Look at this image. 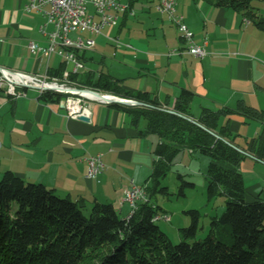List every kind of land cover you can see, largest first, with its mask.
<instances>
[{"label": "crops", "instance_id": "1", "mask_svg": "<svg viewBox=\"0 0 264 264\" xmlns=\"http://www.w3.org/2000/svg\"><path fill=\"white\" fill-rule=\"evenodd\" d=\"M27 2L0 0V67L14 73L44 74L60 68L64 60L57 54L47 58L30 50L32 41L47 46V36L40 31L46 17L41 12L27 13ZM121 2L130 10L119 14L117 25L101 34H83L95 40L94 49L86 51L83 59L88 70L89 64L106 65L108 46L116 43L114 58L120 56L117 62L131 71L130 76L114 77L127 90L150 92L172 106L181 91L188 89L195 93L192 112L196 117L202 108H235L240 101L264 111V31L246 23L241 13L218 8L211 0H177L194 42L208 52L199 59L189 53L169 16L158 10L157 0ZM133 19L145 35L134 36ZM23 92L19 97L0 93V177L12 171L73 200L112 203L122 218L129 217L132 209L125 191L132 180L140 187L149 183L158 143L155 135L141 136L132 116L113 103H86L91 115L88 123L69 117L63 101L44 102L38 89ZM250 123L239 115L230 118L231 130L245 139L262 131L260 122ZM146 125L141 120L140 129ZM240 144L245 145V140ZM98 153L103 154L106 169L97 179H88L87 159ZM248 158L252 170H243L245 161L242 165L246 189L264 198V164Z\"/></svg>", "mask_w": 264, "mask_h": 264}, {"label": "trees", "instance_id": "2", "mask_svg": "<svg viewBox=\"0 0 264 264\" xmlns=\"http://www.w3.org/2000/svg\"><path fill=\"white\" fill-rule=\"evenodd\" d=\"M211 1L218 8L241 13L264 31V15L254 10V0ZM85 53L81 54L84 60ZM65 69L66 63L48 73L61 76ZM70 80L78 88L144 104L112 106L132 116L141 136L155 135L159 139L153 172L146 185L148 201H140L136 211L122 218L112 203L73 200L42 183L27 182L6 171L0 180V264H264V198L247 191L242 172L248 157L264 164L263 110L240 101L235 108H202L196 117L192 112L195 93L188 89H183L170 106L150 92L125 89L122 80L109 73L88 70L72 75ZM2 92L5 90L0 87ZM68 96L44 91L41 99L61 103ZM235 115L247 123L262 124L260 134L252 140L245 139V145L237 142L240 135L231 130L230 118ZM141 120L147 123L144 130L139 126ZM183 150L210 157L208 199L224 195L227 201L225 212L212 222L216 230L193 243L188 239L196 237L201 213L196 209L186 211L191 224L180 229L183 239L174 244L159 229L157 222L161 220H154L167 213L152 199L158 193L170 194L162 180ZM178 177L183 181L179 194L185 196V189L195 183L184 180L183 175Z\"/></svg>", "mask_w": 264, "mask_h": 264}, {"label": "built area", "instance_id": "3", "mask_svg": "<svg viewBox=\"0 0 264 264\" xmlns=\"http://www.w3.org/2000/svg\"><path fill=\"white\" fill-rule=\"evenodd\" d=\"M157 1L158 10L169 16L177 26L181 37L187 42L189 53L199 59L205 58L208 52L203 46L194 42L193 31L178 12L177 0ZM88 5H91L94 10H89ZM129 10V6L124 5L121 0H28L25 6L27 13L41 12L45 15L46 23L40 27V31L47 36V46H40L32 41L29 45L30 50L32 53H41L47 58L57 54L66 63V69L61 76H52L48 71L44 74L16 73L9 76L6 71L1 73L0 87L12 97L24 94L20 90L24 83L41 88L62 89L60 93L69 95L63 100L68 116L76 118L82 111L87 110L85 102L82 103L83 99L91 98L82 92H79V95L75 94L72 90L75 89L74 82L70 80L72 75L88 71L81 54L95 47V40L85 38L83 34H101L106 27L117 25L119 14L128 13ZM49 26L52 27L51 30H48ZM68 65H73V69L69 70ZM14 75H17L19 80L14 79ZM40 91L44 92L42 89ZM76 96L78 98H74ZM1 144L0 140V147ZM87 161L89 166L86 177L88 179H97L106 169L102 153L90 156ZM125 201L128 202L133 213L137 210L140 201H148L146 187H140L132 180L131 187L125 191ZM170 219L169 214L154 217L155 221H170Z\"/></svg>", "mask_w": 264, "mask_h": 264}, {"label": "rangeland", "instance_id": "4", "mask_svg": "<svg viewBox=\"0 0 264 264\" xmlns=\"http://www.w3.org/2000/svg\"><path fill=\"white\" fill-rule=\"evenodd\" d=\"M252 7L254 8V10L258 11V13L264 15L263 2L254 0L252 3ZM88 8L89 10H91V8L93 7L91 5H88ZM134 20L136 19H133V22H131V24L135 29L134 36L137 35V37H140L145 35L146 31L144 30V28L140 26V23L134 22ZM115 49H117L116 43H113L110 46H108V51L106 54L109 56V61L107 62L106 65L89 64L88 65V68H90L89 70H93L95 72H99L100 70H102L105 73H109L116 77L130 76V71H131L130 68L125 69L123 65L121 66L117 62L120 56L114 58ZM69 69L70 70L73 69V65H69ZM74 88L78 90L88 89V88L82 89L78 87H74ZM74 98H78V97L76 96ZM94 100H96V98H92V97L87 99L85 98L83 99L82 103L85 102L86 104L89 101H94ZM83 112L84 111H82L81 114ZM153 137L158 142V137L157 136H153ZM248 138L249 140H252L251 139L252 136L249 135ZM244 140L245 137L240 135L237 139V142L243 143ZM210 162L211 159L209 156L200 154L198 152L190 153L189 150L181 151L175 158L171 170L168 172V175L166 176V178L162 180V185L164 187L169 188L170 194L165 195L158 193L152 199L155 204L161 206L166 211V213L171 216L170 221L161 220L157 222V224L159 226V229L162 232L166 233L174 244L181 242L183 239L180 234V229L188 227L191 224V216L186 214L185 213L186 211L196 209L199 210L201 213L199 230L197 232V235L194 238L188 239L190 243H193L195 241L203 240L204 238H206L208 234L211 232V230L214 229L216 230L212 222L215 220L217 216L218 217L221 216L226 210V201H227L226 196L217 195L211 200L208 199L207 172L209 169ZM245 163L246 164L243 165V170H245V168H250L248 170H252V165H253L252 160L250 158H247L245 160ZM179 174L184 176V180L195 183L194 187H187L185 189V193H186L185 196H181L179 194L181 185L183 183V181L178 177ZM249 175L250 174L246 172V176L248 177ZM262 176L264 177V173H262ZM263 182H264V178H263ZM248 184H250L249 181ZM262 186H264V183Z\"/></svg>", "mask_w": 264, "mask_h": 264}, {"label": "water", "instance_id": "5", "mask_svg": "<svg viewBox=\"0 0 264 264\" xmlns=\"http://www.w3.org/2000/svg\"><path fill=\"white\" fill-rule=\"evenodd\" d=\"M6 71L9 73H12V74H16L14 72H11L9 70H6V69L0 67V73H4ZM22 86L25 88H30V89H38V90L42 89L44 91H55V92H62L63 91L62 89H59V88H54V87H43V88H41L38 86H32V85H28L25 83L22 84ZM72 90H74L75 94H77V95H79V92H89V93L95 95L97 101H102V102H106V103H119V104L126 105V106H143L144 105L143 103L135 101V100L123 99L120 97L106 95V94H102L100 92L90 90V89H85V90L72 89ZM167 111H169L171 113H176L174 110H171V109H169ZM76 118L80 121H83V122L89 123L91 121V115H90L89 110L84 111L82 114L78 115ZM188 119L190 121L198 124V122L195 121L194 119H192V118H188ZM216 136L219 137L218 135H216Z\"/></svg>", "mask_w": 264, "mask_h": 264}, {"label": "bare ground", "instance_id": "6", "mask_svg": "<svg viewBox=\"0 0 264 264\" xmlns=\"http://www.w3.org/2000/svg\"><path fill=\"white\" fill-rule=\"evenodd\" d=\"M245 21H247V23H249V21L247 19H245ZM7 74L9 76H12L13 75L12 73H9V72H7ZM14 77H15L14 79L19 80V77L17 75H14ZM82 94H84L86 96L88 95L89 97H92V98H96L95 95H93V94H91L89 92H82Z\"/></svg>", "mask_w": 264, "mask_h": 264}]
</instances>
